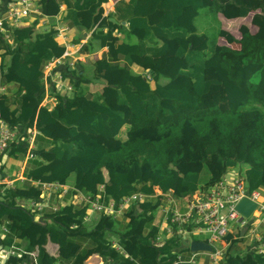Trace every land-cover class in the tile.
<instances>
[{
    "label": "trees",
    "instance_id": "obj_1",
    "mask_svg": "<svg viewBox=\"0 0 264 264\" xmlns=\"http://www.w3.org/2000/svg\"><path fill=\"white\" fill-rule=\"evenodd\" d=\"M107 2L37 0L32 22L4 25L0 87L16 89L0 94V118L25 138L33 126L38 133L25 180L0 185V249L15 245L34 254L36 264H85L91 257L102 264H191L183 256L190 254L185 236L156 241L163 195L183 200L206 191L230 168L249 190L264 189V0H118L104 16ZM50 4L56 12L65 6L62 21L70 27L92 31L81 51L92 53L95 43L107 49L101 59L59 64L45 77L47 63L65 52L54 19L47 30L37 29ZM204 7L225 20L251 14L257 30L241 26L238 39L229 37L237 49L215 41L206 53L208 38L194 24ZM55 75L67 86L58 89ZM47 98L55 100L52 108L42 106ZM26 152L19 142L6 157L23 162ZM47 183L68 187L55 210L48 202L37 212L23 204L40 202ZM76 193L105 206L132 194L145 199L120 222L72 204ZM224 239L218 264H264L252 245L241 249L243 238ZM4 264L34 262L18 256Z\"/></svg>",
    "mask_w": 264,
    "mask_h": 264
},
{
    "label": "built area",
    "instance_id": "obj_2",
    "mask_svg": "<svg viewBox=\"0 0 264 264\" xmlns=\"http://www.w3.org/2000/svg\"><path fill=\"white\" fill-rule=\"evenodd\" d=\"M33 3L34 0H11L9 9L5 12L4 17L0 19V32H4L5 34L4 25L10 27L20 26L25 20L30 18L31 14L37 13ZM5 38L8 39L6 35ZM66 54L67 52L65 51V55ZM59 64V59L47 63L45 67L47 75H45V77H47L51 70ZM73 65L74 63H69V66ZM55 76L58 78V89L64 88L65 86L62 84L60 77L57 75ZM67 89L70 88L67 87ZM3 90L4 89L0 87V91ZM37 133L35 126H33L28 132V137L25 138L18 130L10 129L7 123L0 118V156L3 155L5 157L9 148L13 145H17L19 142L25 141L27 144V152L23 159L20 169L21 172L17 174L14 179L1 176L0 185L12 187L16 180L21 182L25 180L23 171L26 162L34 157L33 152L36 149L34 138ZM41 188V201L29 202V207L36 212L42 211L47 207L50 191L61 188L62 192L59 194V197H63L68 190V187L56 183L41 184ZM156 195H160V193L156 192ZM163 197L164 205L160 210V214L162 215L161 228L159 229L160 234L156 238L158 243H162V234H165V236H172L174 233H178L181 236L205 235L206 240L204 241L212 247V251L209 253L211 264H218L219 258L223 255L228 246V242L224 238L229 234L232 236L233 240L243 238L246 231L253 226V229L250 231L252 235L248 237V244L250 246L252 245L258 253L264 254L263 236H258L257 233H255L256 228L261 223L259 220H256L254 223L246 225L245 219L241 218L240 213L235 209L236 204L241 199L245 198L255 204V209L250 217L255 215L257 217L263 216L264 218L263 188L249 190L244 179L235 174L232 178H227L225 175L206 191L196 192L191 197L183 200L175 199L170 193L163 195ZM144 199L145 197L141 194H132L124 198L117 206L113 202L105 206L99 202L98 197L91 198L90 196L76 193L75 196L70 199V202L72 204L80 202L88 204V213L104 211L108 217L118 218L123 215V211L127 210L131 204H138L139 206L143 204ZM73 200H75V203ZM179 204H183V210L179 208ZM55 209L56 207H53V210ZM231 222L238 223L243 228L232 230L230 228ZM1 230L3 232L2 235L8 232L6 227H2ZM18 256H28L33 260L34 264H36L34 254L24 252L15 245L5 250L0 249V264H4L5 260L9 257ZM188 261L191 264H195L194 254Z\"/></svg>",
    "mask_w": 264,
    "mask_h": 264
},
{
    "label": "crops",
    "instance_id": "obj_3",
    "mask_svg": "<svg viewBox=\"0 0 264 264\" xmlns=\"http://www.w3.org/2000/svg\"><path fill=\"white\" fill-rule=\"evenodd\" d=\"M117 1L118 0H108V2L103 5L104 16L114 12V5H115V3ZM124 1L127 2L128 0H124ZM36 2H37V0H34L33 4L35 5L36 11H37ZM204 2H205L206 5H209V4L212 3V0H204ZM10 3H11V0H0V19H2L4 17L5 12L9 9ZM48 9H49L48 15L44 16V17H40L38 19L39 22H38L37 29L39 31L47 30L49 25H50L49 24V20L51 18L55 20V23H56L55 29L57 30L56 41H57V43L59 45L63 46L65 48V51L67 52L66 55H65V52H64V54L59 59L60 64H63V63H66V64L74 63L75 64L76 62L85 63L87 61L94 62V61H97V60L101 59L102 54L104 52H106L107 49L106 48H99L98 46L95 45V43L93 44L92 53H83L81 51L82 46L84 44H86L87 41H89V38L91 36V32L92 31L86 32L84 30H79L77 28H72V27H70L67 24V22L62 21V17L65 15V6L64 5H62V4L60 5L58 12H56L54 4H50L48 6ZM38 14L39 13L37 11V13H35L33 16H30V18L28 19L29 22H32L34 20V16H38ZM251 17H252V15L250 14V15H248L245 18L234 19V20H225V19H223L220 16V14H217L216 15V20L219 22V24H221V30H220V33H219L218 37L222 38V35H224L225 31L227 32V26L228 25L230 26V25H232L235 22L239 23L238 21L243 22L245 19L248 20V23H249V24H246L249 27L248 28L246 26L248 31L251 34L255 33L257 29H256L255 26H253L250 23ZM0 35L4 36V32H0ZM58 35H60V36H58ZM114 36H115L114 37L115 40H117L118 42L121 41V39L123 38L118 33L115 34ZM219 45H224V44L220 43ZM224 46H228V45L225 44ZM228 47H230V46H228ZM230 48H233V47H230ZM233 49H235V48H233ZM2 53H3V49L0 46V57H1ZM133 71L136 72V73L140 72V70H139V68L137 66L133 67ZM44 74L47 75L45 70H44ZM161 83L164 84L165 80H162ZM1 86H2V88L5 91H6V89L8 87L13 88L14 90L16 89L15 85H13V84H8V85H5V86L1 85ZM99 88H100L99 84L90 85V92L95 91V90H97ZM54 105H55V100L53 98H47L42 103V106H47L48 108H52ZM11 159H13V158H9V157H6V156L3 158L4 169H3L2 173L0 174V177L1 176H5V177H9V178L13 179L17 174H19L21 172V170H20L21 166H20L19 171L17 173L12 171L13 166H12V162H11L12 160ZM233 170H235V169H233ZM236 171L237 170H235V172ZM237 173H238V171H237ZM183 207H184L183 204H179V208L181 210H183ZM125 211L126 210L123 211V215L124 216H125ZM122 218H125V217H121L120 216V217L115 218V219L119 220L120 222H123L124 220L122 221ZM125 222H127V221H125ZM161 222H162V215L161 214H159V215L157 214V216H156V218L154 220V225L159 227V228H161ZM162 233H164V232H162ZM257 235L258 236H264V234L260 235V233H257ZM166 237H164V234H162V239L164 238V240H165V239H167ZM248 246H249V244H248ZM50 252H52V249H50ZM199 254H201L200 255L201 257H200V260H199V264H206L207 258H205L203 252L194 254V262H195L196 257ZM186 255H184L185 259L188 260V259L191 258L192 253L190 254V257H186ZM208 258H209V256H208ZM102 263H103V261L99 257H91L85 264H102Z\"/></svg>",
    "mask_w": 264,
    "mask_h": 264
},
{
    "label": "rangeland",
    "instance_id": "obj_4",
    "mask_svg": "<svg viewBox=\"0 0 264 264\" xmlns=\"http://www.w3.org/2000/svg\"><path fill=\"white\" fill-rule=\"evenodd\" d=\"M31 16H33V14H31ZM239 23L235 22L233 23L232 25H228L227 26V32L225 31L224 35H222V38H219L218 35L220 33V30H221V24H219V22L216 20V16H215V13L213 11H211V8H207V7H204L202 9H200L198 11V15L197 17L195 18V21H194V24H195V27L197 29V32L198 34H205L208 38V49L206 50V53H209L211 51V48H212V45L213 43L216 41L218 44L222 43V44H227L228 46L230 47H233L235 49L238 48V44H236V42H230L229 41V37H233V38H236L238 39L239 36H240V32H239V28L241 26H247L246 24H249L248 23V20H244L243 22L241 21H238ZM248 27V26H247ZM246 27V28H247ZM249 28V27H248ZM45 72H47L45 70ZM54 80H56L55 78H53ZM64 86H67L65 84H63ZM69 87V86H68ZM70 88V87H69ZM13 88L11 87H8L6 89L5 92H13ZM0 94H2V91H0ZM12 161V166H13V169L12 171L13 172H18L19 171V168L20 166H22V161L18 158V159H11ZM15 173V174H16ZM205 173V172H204ZM206 174V173H205ZM235 174H237V171L235 172V170H233L232 168L228 169L227 170V174H226V177L227 178H232L235 176ZM63 186V185H62ZM59 191L62 192V189L61 188H58L57 190L55 191H50V196L48 198V204L50 206H53V207H56L57 206V203L56 202H61V198L62 197H59ZM75 200H73L74 202ZM52 202V204H50ZM75 203V202H74ZM25 206L27 205L29 207V202L28 203H23ZM56 205V206H55ZM52 207V208H53ZM157 214L159 215L160 214V210H158ZM121 217H124V215H122ZM256 220H259V222L261 223L255 230V233H260V235H263L264 234V218L263 216H251L250 218L248 219H245V224L246 225H249V224H252L254 223ZM230 228L232 230H238V229H241L243 228L241 225H239L238 223H235V222H231L230 224ZM253 229V226H251L247 231H246V234L245 236L243 237V240H241L239 242V245H241V249H243L244 247H248V242H249V239L248 237L252 235V232H250L251 230ZM244 231V230H243ZM199 240V241H204L206 240V236L205 235H200V236H191V235H187L185 236L184 238H182V243L184 245H188L189 246V243L192 241V240ZM190 253V252H189ZM191 254V253H190ZM190 254H187L186 257H190ZM202 254V253H201ZM199 254L196 259H195V264H199V260H200V255ZM185 254H183L184 256ZM209 256V253H204V256L205 258H207V262L208 264H211V261H210V256Z\"/></svg>",
    "mask_w": 264,
    "mask_h": 264
},
{
    "label": "water",
    "instance_id": "obj_5",
    "mask_svg": "<svg viewBox=\"0 0 264 264\" xmlns=\"http://www.w3.org/2000/svg\"><path fill=\"white\" fill-rule=\"evenodd\" d=\"M235 209L238 213H240L241 218L248 219L255 209V204L248 199H241L235 206ZM212 251V247L205 241L192 240L189 243V252L196 253H210Z\"/></svg>",
    "mask_w": 264,
    "mask_h": 264
}]
</instances>
